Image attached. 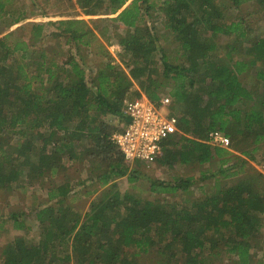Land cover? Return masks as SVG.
<instances>
[{
  "label": "trees",
  "instance_id": "obj_1",
  "mask_svg": "<svg viewBox=\"0 0 264 264\" xmlns=\"http://www.w3.org/2000/svg\"><path fill=\"white\" fill-rule=\"evenodd\" d=\"M93 1H78L85 14H92L88 7ZM127 1L107 0L106 9L115 14ZM138 1L131 0L114 17L127 30L118 40L128 55L121 59L123 67L105 50L103 57L109 60L91 77L72 55L57 65L54 58L48 60L40 53L35 63L43 66L46 79L34 85L38 75L29 74L20 64L14 69L7 61L13 51L22 50V44L10 48L0 38V189L50 181L47 204L30 208L40 229L39 239L30 242L15 237L3 247L1 264H140L142 259H146L145 264H213L222 253L234 255L235 264H251L250 250L264 214V190L257 192L254 188L261 175L247 174L243 161L226 169L220 166L218 174L223 177H244L181 208L178 203L120 192L116 179L127 176L133 182L138 177L129 172L114 144L112 135L117 127L107 118L123 123L125 103L141 96V92L158 103L157 90L170 81L175 87L170 90V107H180V115L174 113L179 132L165 141L156 161L173 167L217 159L225 165L231 161L230 151L208 144L210 131L227 135L231 148L247 139L257 144L264 135V116L247 104L254 95L240 79L248 64L264 61V37L244 46L243 22H226L215 0H163L159 8L164 25L188 65L170 64L160 51L161 70L153 58L157 38L152 27L142 22ZM248 1L264 10V0H230L235 7ZM5 3L0 0V17L6 13ZM50 24L57 30L52 34L66 36V43L75 41L78 45L81 41L88 46L95 40L84 20ZM45 25H32L33 38L43 37ZM203 31L209 36H201ZM217 34L239 40L228 42L221 55V46L214 42ZM237 44L243 46V52L253 51L252 59L235 58L237 48L233 46ZM256 77L264 90V71H258ZM134 81L139 90L134 89ZM260 97L256 100L264 99V94ZM241 153L249 155L248 151ZM76 161L90 165L88 180L102 189L83 215L67 201L72 193L69 180L64 178L60 184L52 181L67 168V162ZM193 182L192 177L151 179L149 190L174 194L187 191ZM9 217L15 228L25 227L17 213Z\"/></svg>",
  "mask_w": 264,
  "mask_h": 264
},
{
  "label": "rangeland",
  "instance_id": "obj_2",
  "mask_svg": "<svg viewBox=\"0 0 264 264\" xmlns=\"http://www.w3.org/2000/svg\"><path fill=\"white\" fill-rule=\"evenodd\" d=\"M79 0H5L6 13L0 17V38L3 37L10 48L15 44L21 43L19 46L22 50L13 51L8 56V62L15 69L17 65H23L29 74L37 76L34 85L40 84L41 79L45 83L46 73L41 64H36L40 53H44L47 59L54 58L57 65H61V60L64 61L68 55H72L75 59L85 66V71L88 76L96 74L103 68L108 57H103V52L107 50L109 57L114 63L120 64L121 59L128 57L118 44L121 36L127 32L126 28L114 20L116 14L109 13L106 9L107 0H94L88 7L92 14H85L86 9H81ZM163 0H142L138 1V7L141 8L143 15L142 22L148 27H152V33L157 38V51L153 54L156 60L158 69L163 68L160 62L163 51L166 61L170 64L188 65L185 57L182 56L178 42L174 39L171 32L164 25V15L160 11L159 5ZM217 8L223 11L226 22L236 21L243 22V28L246 29L244 37V46H250L258 38L264 37V10L259 8L254 1H248L239 5L233 6L230 0H215ZM131 0L124 4L118 13L124 9ZM133 11H135L133 9ZM89 12V13H90ZM20 18L18 23L12 24L16 19ZM81 19L86 21L89 27L95 34V40L90 45H85L83 42L75 45V41L66 43V36L52 34L56 30L55 25L59 20ZM36 23H45V28L42 31L43 37L40 39L33 38L32 25ZM49 24V25H48ZM201 36L207 37L209 33L201 32ZM233 39L238 37L228 36L225 34H217L214 42L218 43L221 48L219 53L223 55L225 45L230 42L234 43ZM235 58H243L245 60L252 59V52H243V46H233ZM241 51H240V49ZM113 49V50H112ZM24 56V58H23ZM125 56V57H124ZM47 67L45 64L44 68ZM264 71V61H257L254 64H248L246 71L240 79L243 84L252 91V101L247 104L252 108L262 112L264 116V99H260L261 94H264L263 85L256 77L258 71ZM162 81V79H161ZM134 89L139 90V85L136 81ZM174 91L175 87L169 81L163 88L157 90L159 99L170 97V90ZM141 95H145L141 92ZM172 109L169 105V110L174 114H179L180 107L175 104ZM107 121L117 127V131L121 129L122 122L116 118H107ZM243 142V143H242ZM229 164L221 165L217 159L200 164L197 161H191L188 164H176L173 167H166L153 161L151 163L132 162L127 163L129 172L138 177L135 181L130 182L127 176L120 177L115 180V185L120 192H128L140 199L147 200H162L166 202L178 203L179 208L188 207L192 200L202 197H208L220 189L229 187L235 184L244 175L234 177H223L218 174L220 166L226 169L233 163L244 162L245 172L247 174L259 173L256 169V161L264 152V135L259 143L254 144L250 139L242 140L241 143L235 144L234 148L229 147ZM241 151H248L249 155H244ZM239 153L242 156H239ZM251 155V157H250ZM67 168L62 173L57 174L52 179L55 184H60L64 178H67L72 186V193L67 198L71 204L82 215L88 210L90 202L98 195V183L90 182L89 169L90 165L87 162L76 161L66 163ZM235 169V168H234ZM234 171V170H233ZM260 174V173H259ZM192 177L193 183L185 192H176L174 194H155L149 190L150 180L159 179L172 181L174 178ZM262 177V176H261ZM45 181V179H43ZM50 185V181H45L44 184L36 183L33 186L23 188H15L4 191L0 189V253L3 247L15 237H22L30 242H36L39 239L40 229L35 216L30 210L32 206L41 207L47 204L46 189ZM256 187V188H255ZM97 188L95 191L93 189ZM255 191L261 192L264 190V180L261 178L257 186H254ZM90 191V192H89ZM17 213L19 220L25 225L22 229H17L13 226V220L9 217L11 213ZM262 226L260 232L256 236L254 246L250 250L251 264H264V214L262 215ZM235 256H228L222 253L218 259L213 261V264H235L233 261ZM146 259H142L140 264H145ZM1 264V262H0Z\"/></svg>",
  "mask_w": 264,
  "mask_h": 264
},
{
  "label": "built area",
  "instance_id": "obj_3",
  "mask_svg": "<svg viewBox=\"0 0 264 264\" xmlns=\"http://www.w3.org/2000/svg\"><path fill=\"white\" fill-rule=\"evenodd\" d=\"M171 101L172 98L166 96L154 103L141 95L125 103L124 122L112 135V140L127 163L155 161L165 141L179 132L178 118L169 110ZM206 142L226 149L230 146V138L219 130L210 131ZM256 168L264 180V152L258 157Z\"/></svg>",
  "mask_w": 264,
  "mask_h": 264
},
{
  "label": "crops",
  "instance_id": "obj_4",
  "mask_svg": "<svg viewBox=\"0 0 264 264\" xmlns=\"http://www.w3.org/2000/svg\"><path fill=\"white\" fill-rule=\"evenodd\" d=\"M125 4H126V3H125ZM115 14H116V13H115ZM117 14H118V12H117ZM245 71H246V70H245ZM245 71H243L242 74H244ZM239 156H242V155L239 153ZM229 162H230V161H229ZM229 162H228L227 164H229ZM256 162H257V161H256ZM255 167H256V166H255ZM256 169H257V168H256ZM257 171H258V170H257ZM240 176H241V175H240Z\"/></svg>",
  "mask_w": 264,
  "mask_h": 264
}]
</instances>
